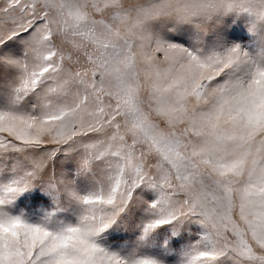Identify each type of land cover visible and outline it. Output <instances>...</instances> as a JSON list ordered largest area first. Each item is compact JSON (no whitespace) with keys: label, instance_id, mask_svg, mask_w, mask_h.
Returning <instances> with one entry per match:
<instances>
[{"label":"snow or ice","instance_id":"6c2138e0","mask_svg":"<svg viewBox=\"0 0 264 264\" xmlns=\"http://www.w3.org/2000/svg\"><path fill=\"white\" fill-rule=\"evenodd\" d=\"M0 264H264V0H0Z\"/></svg>","mask_w":264,"mask_h":264}]
</instances>
